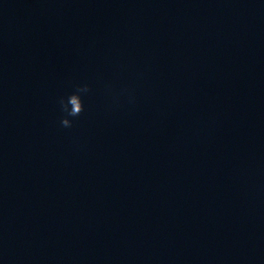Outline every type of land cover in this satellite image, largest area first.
Listing matches in <instances>:
<instances>
[{
  "label": "clouds",
  "instance_id": "obj_1",
  "mask_svg": "<svg viewBox=\"0 0 264 264\" xmlns=\"http://www.w3.org/2000/svg\"><path fill=\"white\" fill-rule=\"evenodd\" d=\"M92 91L88 83H82L75 87L74 91L67 94L66 97H60L58 104L63 115L60 118V125L64 128H71L74 118H78L85 111L84 97ZM106 92L112 97L114 105H119L122 101L129 104L135 103L134 91L128 87L114 90L111 85L106 86Z\"/></svg>",
  "mask_w": 264,
  "mask_h": 264
}]
</instances>
